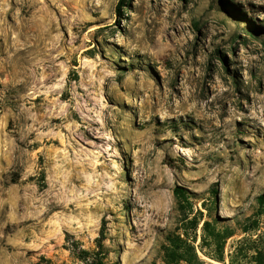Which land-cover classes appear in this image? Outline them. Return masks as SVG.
<instances>
[{
	"label": "rangeland",
	"instance_id": "374dc122",
	"mask_svg": "<svg viewBox=\"0 0 264 264\" xmlns=\"http://www.w3.org/2000/svg\"><path fill=\"white\" fill-rule=\"evenodd\" d=\"M260 197L264 0H0V264H87L103 226L105 264L185 228L264 264Z\"/></svg>",
	"mask_w": 264,
	"mask_h": 264
},
{
	"label": "trees",
	"instance_id": "16d2710c",
	"mask_svg": "<svg viewBox=\"0 0 264 264\" xmlns=\"http://www.w3.org/2000/svg\"><path fill=\"white\" fill-rule=\"evenodd\" d=\"M175 193L178 196H184L185 191L180 188L175 189ZM260 203L264 205V198H259ZM183 225L186 226V223L190 225L189 229L197 228V220H189V218H184L182 221ZM210 224L208 222L204 223V230H206ZM214 243L213 246L216 247L215 250L210 252H204L201 249V252L206 258L210 260L207 262L200 258L198 255L197 248L195 247V236H190L186 228L183 234L173 235L169 238V247L166 248V260L165 264H213L211 261L219 264H227L224 256V248L221 245L220 236L213 235ZM104 241H105V226L101 229L100 237L97 241V250L95 252H87L84 250H79L77 252V258L81 261L86 262L87 264H105L104 260L106 257L104 250ZM229 264H234L233 260L230 259Z\"/></svg>",
	"mask_w": 264,
	"mask_h": 264
}]
</instances>
